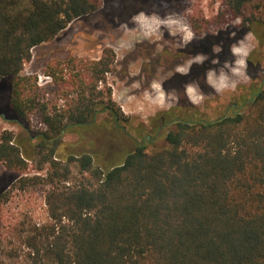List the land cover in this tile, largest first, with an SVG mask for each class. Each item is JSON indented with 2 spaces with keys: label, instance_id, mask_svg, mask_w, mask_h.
Returning a JSON list of instances; mask_svg holds the SVG:
<instances>
[{
  "label": "trees",
  "instance_id": "16d2710c",
  "mask_svg": "<svg viewBox=\"0 0 264 264\" xmlns=\"http://www.w3.org/2000/svg\"><path fill=\"white\" fill-rule=\"evenodd\" d=\"M98 1L0 0V84L17 120L27 119L19 86L31 49ZM248 1L227 3L238 14ZM108 64L104 56L92 63L97 80ZM254 91L248 113L191 122L192 112L179 111L164 144L134 141L114 163L60 150L66 132L92 129L100 112L118 128L101 91L65 110L42 104L46 128L34 135L1 131L5 167H24L34 155L49 163V221L21 229L28 254L38 264H264V86Z\"/></svg>",
  "mask_w": 264,
  "mask_h": 264
},
{
  "label": "rangeland",
  "instance_id": "374dc122",
  "mask_svg": "<svg viewBox=\"0 0 264 264\" xmlns=\"http://www.w3.org/2000/svg\"><path fill=\"white\" fill-rule=\"evenodd\" d=\"M134 6L152 9L153 12L146 15L142 11L131 19L149 20L152 24L162 19L158 13L164 10L173 13L164 18L165 20L184 25L188 14L191 13L189 9H193L195 19L207 15L212 22L218 23L222 20L219 28L223 31L228 30L229 37H234L242 28L249 29L233 45L239 46V42L243 41L250 51H258L261 68L258 72L246 68V79L232 76L229 67L234 66L237 57L232 54L230 48L229 55L234 60L231 62L229 58L225 68L230 79L236 81V87L216 92V96H212L211 101L210 99L206 101L204 107L201 106L203 97L193 93L191 99L197 105L198 117L215 119L225 110L227 115H230L231 104L236 101L241 91L252 83L259 84L264 78L262 61L264 40L260 38L261 34L264 35V0H249L238 14L229 8L227 0H99L97 10L73 19L54 38L31 49V58L24 62L21 70V75L28 77V80L22 81L19 86L23 105L27 107V119L23 121L13 119L14 115L7 105L8 90L0 84V133L4 129L11 130L14 136L23 139L27 135H34L45 129L40 123L38 111L42 104H46L49 111H52L53 107L65 110L75 105L81 95L90 97L97 91H101L102 99L109 102L111 97L107 92L111 78L103 74L100 81L97 80L92 70V63L101 56L107 58L110 56L108 25L111 20L124 18L127 14L125 9ZM92 25H98L99 29L93 30ZM82 28L92 31V34H81ZM249 34L250 38L246 39ZM218 48L219 46H215L214 49L218 50ZM212 62L215 63L216 59ZM44 74H50L52 80L46 85L39 86L37 81H42ZM252 76L256 80H253ZM155 85L153 94L156 96L152 99L148 92L127 96L129 92L122 91L121 94L127 96L128 105L117 109L121 113L118 120L119 128H114L113 119L108 111L100 112L95 117L96 124L92 129L66 132L60 150L63 153L67 150L92 151L96 153L97 159L113 163L120 161V155L129 149L135 140L142 142L145 134L156 135V128L161 123L162 111L166 110L160 105L164 99H171L174 96L173 91L166 93ZM221 94V101L225 99L227 109L226 106L220 107L215 103L214 99ZM238 104H242V101H238ZM250 107L251 105L243 104L238 112L248 113ZM179 111H182V114H190L193 109H170L169 116L164 114L165 121L174 118ZM122 126H125L127 134L120 129ZM141 127L143 129H140ZM174 127V123L167 124L154 136L152 142L148 143V148L164 144L166 132ZM25 163L24 167L8 169L0 162V264H38L28 254L23 237L25 231L21 232V229L27 230L34 223L49 221L45 204V193L49 188L46 178L49 163L42 161L40 155H34ZM72 171L73 175H76L74 166ZM26 233H29L28 230Z\"/></svg>",
  "mask_w": 264,
  "mask_h": 264
},
{
  "label": "flooded vegetation",
  "instance_id": "af4514ba",
  "mask_svg": "<svg viewBox=\"0 0 264 264\" xmlns=\"http://www.w3.org/2000/svg\"><path fill=\"white\" fill-rule=\"evenodd\" d=\"M125 10L127 14L124 18L111 20L108 25L110 32L108 44L111 48V53L108 70L105 74L111 78L108 88L111 97V107L115 110L123 108L128 105L127 96H136L144 92H148L149 97L152 99L156 96L153 94V87L157 84L166 93L173 91L174 96L171 99H164L160 105L164 106L166 110L162 111L163 115L160 117V125L156 128V135L167 124L182 120L180 116L175 115L171 120L165 121L164 114L169 116L170 109H193L192 118L188 120L191 122L213 121L226 116L227 110L211 120L198 117L197 105L189 97L187 87L189 85L193 86L195 89L194 93L203 97L202 107L205 106L206 101L209 99L211 101L212 96H216L217 91L208 83L209 71H213L216 78L220 76L221 71L227 73L225 68L227 61L229 58L231 62L234 60L229 55V50L249 29L242 28L234 37H229L228 30L223 31L219 28L222 20L218 23L212 22L207 15H202L200 19H195V15L192 13L194 10L189 9L192 14H188L184 25L190 27L193 32V38L185 42L182 32L184 25L164 19L173 13L164 10L159 11L158 15L162 19L156 24H152L149 20L131 19L142 11L149 15L153 12L152 9L134 6L132 8L127 7ZM215 27L216 29L214 30ZM91 28L96 30L99 29V26L92 25ZM80 32L83 35L92 34V31L89 32L83 30V28ZM215 46H219L218 50L214 49ZM197 56H203V62H196ZM213 59H216L215 63L212 62ZM260 60L258 51L251 50L246 58L248 70L253 69L254 72H258L261 68ZM262 61L264 64V57H262ZM182 67L188 69L186 74L178 71ZM252 78L256 80L255 77L252 76ZM263 86L264 78L259 84L252 83L245 87L236 101L232 102L231 113H237L243 104L249 105L257 94V91L254 90H259ZM122 91L129 92V95L123 96L121 94ZM224 97L226 96L224 95ZM214 100L216 105L220 107L222 105L226 106L225 99L223 102L221 101L222 94ZM238 101H242V104H238ZM117 112L118 115L114 111L116 127H118L120 118L118 116L121 114L119 110ZM120 129L126 133L125 126L120 127ZM128 136L133 138L129 134ZM144 137L142 144L153 139L150 134H145ZM136 143L139 144L140 142L135 140Z\"/></svg>",
  "mask_w": 264,
  "mask_h": 264
},
{
  "label": "clouds",
  "instance_id": "9594fccd",
  "mask_svg": "<svg viewBox=\"0 0 264 264\" xmlns=\"http://www.w3.org/2000/svg\"><path fill=\"white\" fill-rule=\"evenodd\" d=\"M182 32H183V39L185 42H188L193 38V32L191 31L189 26L184 25L182 28ZM248 38H250V34L249 37H246V39ZM249 51L250 49L244 44L243 41L239 42V46L233 45L231 47L232 54L237 57L234 66L229 67V71L231 72L232 76L242 77L246 79L245 76V70L247 68L246 57L248 56ZM203 60H204L203 56L196 57V62H203ZM178 71L186 74L188 69L182 67L179 68ZM207 79H208V83L212 87H214L217 92H221L229 88L234 89L236 87V81L231 80L229 75L223 71H221L220 76L218 78L215 77V73L213 71H209ZM155 87L159 88V85H155ZM194 92L195 89L193 88V86L189 85L187 87V93L190 98H193ZM200 98L202 99V97Z\"/></svg>",
  "mask_w": 264,
  "mask_h": 264
},
{
  "label": "built area",
  "instance_id": "2783aa9c",
  "mask_svg": "<svg viewBox=\"0 0 264 264\" xmlns=\"http://www.w3.org/2000/svg\"><path fill=\"white\" fill-rule=\"evenodd\" d=\"M51 80V77L49 76V75H45L44 74V79H42V81H40V82H38L37 80V84L39 85V86H41V85H43V84H45L46 82H49ZM42 82V83H41ZM43 126H44V128H46V126L42 123V122H40ZM44 130V129H43Z\"/></svg>",
  "mask_w": 264,
  "mask_h": 264
},
{
  "label": "water",
  "instance_id": "95a60500",
  "mask_svg": "<svg viewBox=\"0 0 264 264\" xmlns=\"http://www.w3.org/2000/svg\"><path fill=\"white\" fill-rule=\"evenodd\" d=\"M13 119L17 120L15 117H14ZM17 121H18V120H17Z\"/></svg>",
  "mask_w": 264,
  "mask_h": 264
}]
</instances>
